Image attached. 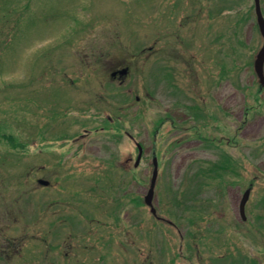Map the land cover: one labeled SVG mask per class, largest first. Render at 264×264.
Instances as JSON below:
<instances>
[{"label": "rangeland", "instance_id": "obj_1", "mask_svg": "<svg viewBox=\"0 0 264 264\" xmlns=\"http://www.w3.org/2000/svg\"><path fill=\"white\" fill-rule=\"evenodd\" d=\"M261 43L253 0H0V264H264Z\"/></svg>", "mask_w": 264, "mask_h": 264}, {"label": "water", "instance_id": "obj_2", "mask_svg": "<svg viewBox=\"0 0 264 264\" xmlns=\"http://www.w3.org/2000/svg\"><path fill=\"white\" fill-rule=\"evenodd\" d=\"M255 13H256V19H257V24L260 30V33L263 37V45L259 49V51L256 54L255 60H254V70L255 73L258 76L259 82L261 85H264V72H263V64H264V17L262 16L261 10H260V5H259V0H255ZM120 74L126 73V69H122L119 71ZM112 75H115V72L112 73ZM141 157V148L139 147V154L137 156L136 163L139 162V159ZM153 171H152V176L150 180V187L144 197V202L151 206V211L154 213L155 209L152 206V198H153V193H154V185L157 177V159L156 157L153 158ZM38 182L43 185H47L48 181L44 179H39ZM249 189L245 190L242 194L240 204H239V210L241 213V218L245 219V203L248 200L249 197Z\"/></svg>", "mask_w": 264, "mask_h": 264}, {"label": "flooded vegetation", "instance_id": "obj_3", "mask_svg": "<svg viewBox=\"0 0 264 264\" xmlns=\"http://www.w3.org/2000/svg\"><path fill=\"white\" fill-rule=\"evenodd\" d=\"M259 3H260V7H261V9L264 7V0H259ZM259 49V48H258ZM238 129L241 131V125L238 127ZM208 139V143L210 144V146L212 147L213 146V142H214V138L212 137V138H208L207 136H206V140ZM224 140V138H222V136L219 138V140L218 141H216V145L217 144H220L222 141ZM225 142H226V144H229V142H228V140H225ZM154 216L156 217V218H158V220L160 219V220H163V217H161V216H159V215H157V214H154ZM240 217H241V215H240ZM240 257H241V254H240Z\"/></svg>", "mask_w": 264, "mask_h": 264}]
</instances>
